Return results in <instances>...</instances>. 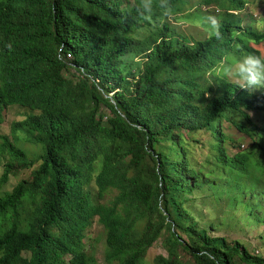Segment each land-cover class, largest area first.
<instances>
[{"label":"trees","instance_id":"obj_1","mask_svg":"<svg viewBox=\"0 0 264 264\" xmlns=\"http://www.w3.org/2000/svg\"><path fill=\"white\" fill-rule=\"evenodd\" d=\"M156 7L172 9L162 2ZM148 19L160 21L162 14L120 9V3L113 0H86L69 15H54L40 0L0 2V104L20 100L40 115L30 119H39L30 144L43 153L32 181L46 172L45 163L51 160L52 187L77 181L81 167L68 166V160L80 159L83 146L82 154L90 151L91 156H97L91 150H96V143L107 142L100 146V154L106 155L98 181L100 195L108 187L117 188V197L131 207L129 221L134 223L140 213L143 215L135 238L143 259L168 217L175 225L163 240L168 256H156L153 264H183L181 253L190 256L191 264H264V249L258 248L263 237L250 245L212 236L184 206L182 194L195 188L208 186L214 199L215 195L227 196L207 179L188 182L197 179L198 173L187 164L183 148V131L198 130V121L205 123L218 100L205 106L213 88L194 75L175 73L177 65L183 61L188 65L195 55L191 38ZM24 44L37 54L34 61L16 53ZM59 50L71 53L95 82L64 77L61 72L66 64L59 58ZM126 60L130 64L124 74ZM24 61L31 62L30 66ZM100 88L107 94L117 91L115 102ZM138 90L144 105L135 97ZM103 107L115 113L105 126L92 120ZM2 117L0 114V124ZM89 127L92 132L84 135ZM0 140L1 167L6 163V173L15 166L32 167L30 151L20 149L8 137ZM259 224L264 228V223Z\"/></svg>","mask_w":264,"mask_h":264},{"label":"clouds","instance_id":"obj_2","mask_svg":"<svg viewBox=\"0 0 264 264\" xmlns=\"http://www.w3.org/2000/svg\"><path fill=\"white\" fill-rule=\"evenodd\" d=\"M40 1L54 15H69L86 2V0ZM132 2L131 9H144L150 15L162 14L160 21L147 20L156 26L164 24L170 26L166 21L162 23L170 14L187 16L192 12L183 6L187 3L186 0L180 2L151 0L149 4L141 0ZM157 2L169 5L172 9L160 10L156 7ZM249 2L250 0H201V6L213 9L211 18L215 22L218 21L217 26L210 30V25L204 24L209 29L210 36L204 41L190 44L195 48V55L188 59V65H185L184 61L177 65L175 73L194 75L201 84L210 85L213 88V95L218 96L212 100L217 99L218 103L212 106L211 115L203 124L198 121L196 130H209L213 133L212 147L215 150L213 159L216 169L203 163L211 168L212 176L209 181L217 189H224L227 193V196L222 194L219 200L226 198V202L232 206L239 197L246 196L248 199L245 209L248 216L259 224L264 223V135L257 132L259 124H264V55L258 47L264 44V15L258 20L252 18L244 24L246 20L240 13L246 10ZM257 23L261 25L260 28L257 27ZM17 51L23 55L19 56L30 61L37 57L26 44L18 47V50L16 48V53ZM60 51L58 56L64 54ZM66 54L72 56L71 53ZM23 64L29 67L31 62L24 61ZM65 68L66 66L61 72L63 76ZM229 71L232 72V77L228 79ZM207 74L211 75L213 83L206 77ZM230 82H234L235 85ZM215 85L219 87V92H216ZM135 97L140 98L139 102L144 105L139 90ZM210 103H205V106ZM17 106L25 105H21L20 100H6L0 104V114ZM252 110L257 112L253 117L249 113ZM113 117L115 113L111 111L110 121ZM30 119L16 124L14 132L23 134L24 141L36 147L30 142L35 136L33 129L39 119ZM106 119L107 116H101L99 122L96 119L92 120L101 123ZM224 119L243 136L253 137L246 148L241 143L234 142V152L230 154L227 152L226 135L220 131ZM214 123L217 125L212 128ZM261 130L264 131V126ZM91 132L92 127H89L83 134L89 135ZM184 139V144H187V139L185 137ZM102 144L107 142L100 143L98 149L91 150L93 154H98L97 156H91L90 151L82 154L81 151L86 150L83 146L78 153L80 159L68 160V166L81 167L82 175L77 181L67 183V186L61 188L51 185L52 160L48 165L45 163V173L39 174L32 183L19 184L10 193H5L4 189L11 181V174L16 176L19 168L15 166L11 173L5 172L0 177V264H96L94 258L86 252L84 245L85 231L95 218L104 231L106 264H144V259L137 252L135 244L137 236L135 221L143 215L140 213L134 223L129 221L131 207L126 205L121 197H117V188V194L107 205L95 203L93 183L98 190L97 198H102V194L108 188H114L108 187L100 195L98 181L106 158V155L100 154ZM184 152L187 156L186 149ZM3 161L4 157L0 154V168ZM187 161V164L196 170L197 167L189 164L190 156H187ZM107 222L113 227L111 228Z\"/></svg>","mask_w":264,"mask_h":264},{"label":"rangeland","instance_id":"obj_3","mask_svg":"<svg viewBox=\"0 0 264 264\" xmlns=\"http://www.w3.org/2000/svg\"><path fill=\"white\" fill-rule=\"evenodd\" d=\"M2 1V0H0ZM114 2L120 3V9H131L133 6L132 0H113ZM151 0H144L146 4H149ZM187 3L183 5L186 10H192L190 19L182 18L178 14H170L163 22H168V24L179 33L190 37V43H196L198 41H204L210 36L209 29L204 25L205 23L210 25V30L215 29L217 26V20H213L211 15H213L212 8L201 6V0H186ZM240 15L247 21L252 18L255 20L260 19L264 15V0H250L246 10ZM257 27H261L259 23L256 24ZM259 50L262 55H264V44L260 45ZM62 61L67 63L64 69V76L69 79H76V77H82L89 80V82H95L92 78V74L84 72L83 68L79 66L74 60L73 56H68L67 54H59ZM129 61H125L122 64L124 68V74L129 66ZM80 69H77V68ZM206 77L211 83H213V78L211 75L207 74ZM232 77V72L227 73V78ZM233 84L234 82H230ZM235 85V84H233ZM239 86V85H238ZM103 90L100 88V91ZM216 92H219V87L215 85ZM115 92L107 94L104 90L102 94L110 99V101L115 102ZM217 95H213L209 98L207 103H210L213 99L217 98ZM91 111V110H90ZM111 109L103 107L101 109V114L94 118L96 121H100L101 116H107L108 119L102 121V125H109L110 119L109 114ZM253 117L257 114L255 110L249 112ZM261 114V112H260ZM33 116H40L37 110L32 109L29 106L22 107H11L4 111L2 121L0 124V138L8 137L12 142L16 143L20 149H25L30 151V162H32V167L28 169H19L16 176H12L10 183L5 187L4 192H12L19 184L24 181H32V174L37 170L42 164L43 153L40 148L32 147L24 141L25 136L21 133H15L14 127L16 124L24 122ZM217 124L214 123L212 128H215ZM264 126L263 123L259 124V129L257 132L264 135V131L261 128ZM220 131L226 135L225 146L227 147V152L230 154L234 152L233 144L234 142L241 143V145L246 148V146L253 140V137L243 136L232 127L230 122L226 119L222 120L220 125ZM183 136L187 139V144L183 145L186 149L187 156H190L189 164L196 168V172L199 177L195 180L189 179L188 182L193 184V182H200L202 179L209 180L212 176L211 168L216 169L214 164L213 155L215 150L212 147V141L214 139L213 133L209 130H201L194 132L183 131ZM2 140H0V144ZM100 143H96V149ZM209 165L211 168L207 167ZM114 160L111 164H114ZM5 164L0 168V177L5 173ZM115 170V166L113 169ZM92 191L94 194L95 203L99 205H107L108 202L117 194L116 188H108L103 194L102 198H97V188L95 184H92ZM220 196L215 195V199L212 197L210 191L207 187L203 189L195 188L190 193L183 194V200L185 206L190 210V214L193 219L198 223L200 227H204L213 236L224 237L228 241L238 240L240 242H245L253 245L257 238L263 237V228L260 224L253 222L252 217L248 216V212L245 209V204L247 202V197H239L235 205L230 206L226 202V198L219 200ZM139 220V219H138ZM135 221V227L139 228L141 226L140 222ZM144 222H142V225ZM169 225V226H168ZM175 230L174 223L167 217L164 220V225L161 230L160 237L152 244L148 249L144 264H153V260L156 256H163L167 258L168 253L165 248L163 240L168 236L169 231L173 232ZM104 231L102 227L98 224L97 218L93 219L91 225L85 231L84 245L88 255L92 256L96 264H106L104 261L105 244H104ZM245 246V245H244ZM258 248L264 249V242L258 244ZM252 251V250H251ZM256 253V252H255ZM181 253L180 259L184 258L183 264H191L190 256L183 257ZM68 259H66L67 261ZM180 262V261H179ZM246 264V263H245Z\"/></svg>","mask_w":264,"mask_h":264}]
</instances>
